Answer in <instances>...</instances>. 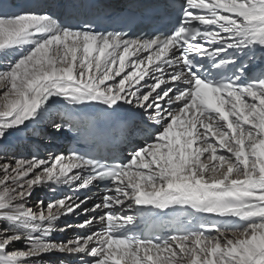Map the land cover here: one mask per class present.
I'll return each mask as SVG.
<instances>
[{"label": "snow or ice", "instance_id": "1", "mask_svg": "<svg viewBox=\"0 0 264 264\" xmlns=\"http://www.w3.org/2000/svg\"><path fill=\"white\" fill-rule=\"evenodd\" d=\"M67 7L0 0V264H264V0Z\"/></svg>", "mask_w": 264, "mask_h": 264}, {"label": "bare ground", "instance_id": "2", "mask_svg": "<svg viewBox=\"0 0 264 264\" xmlns=\"http://www.w3.org/2000/svg\"><path fill=\"white\" fill-rule=\"evenodd\" d=\"M102 2L104 4H107L109 6H116V5H120L123 3V0H102ZM45 123L44 122L42 125L39 126V128L35 131H33V129H28L25 132L22 133H18L12 137H10V140L13 142L14 145L19 146V150L21 149L20 153H32L33 151V146L35 147L36 150L40 151V153L45 154V156L49 155V153H59L61 151H65L64 147H66L67 144H65V142L67 141L65 134H57L55 133V131L52 129V135L47 136V135H43L41 132V128L42 126L45 127ZM47 126V125H46ZM51 129V127H50ZM30 133L32 136L30 138V140H28L25 135ZM45 150H48V153H45ZM35 153V152H34ZM124 154V153H122ZM103 192L98 191L97 189L95 190V196H99L102 195ZM55 193H52L50 190L48 189H44L41 191H38L37 193H35L33 200L30 202L29 206H34V210H35V206H36V200L37 199H43L45 201V203H47L50 199H55L56 198ZM83 217H80L79 219H77L76 217H70L68 218L67 222L71 223V224H78L80 220H82ZM61 227L63 226V222H61ZM72 232L73 236L77 235L78 230L76 229H69L66 233L62 234L61 233H57L56 234V239L59 240H67V237L65 236L66 234L68 235V232ZM70 240V239H69ZM61 256H57V260H55L53 258V256L51 258L45 259L44 264H61V260H64L65 263L69 261V264H78L76 263V258H68V257H63L62 259H60ZM59 261V262H58Z\"/></svg>", "mask_w": 264, "mask_h": 264}, {"label": "rangeland", "instance_id": "3", "mask_svg": "<svg viewBox=\"0 0 264 264\" xmlns=\"http://www.w3.org/2000/svg\"><path fill=\"white\" fill-rule=\"evenodd\" d=\"M47 125V126H46ZM41 132H42V134L43 135H47V136H50V135H52V128L50 129V126L48 125V122H46L45 123V127L44 126H42V128H41ZM31 134L30 133H28V134H26L25 135V137L28 139V140H30V138H31ZM19 151H21V149L19 150ZM33 153V152H32ZM45 153H48V150H45ZM30 153H23V155H29ZM39 155L41 156V157H45V154H42V153H39ZM71 230V229H70ZM73 230V229H72ZM64 233H66V232H64ZM64 233H61V235L62 234H64ZM66 237H67V240H69V239H72L74 236H73V233L70 231V232H68V235L66 234L65 235ZM66 241V240H65ZM57 256H59V254H57V255H54L53 256V258L55 259V260H57ZM63 257L61 256V258L60 259H62ZM59 262V261H58ZM59 264V263H58ZM65 264H68L67 262L65 263Z\"/></svg>", "mask_w": 264, "mask_h": 264}]
</instances>
